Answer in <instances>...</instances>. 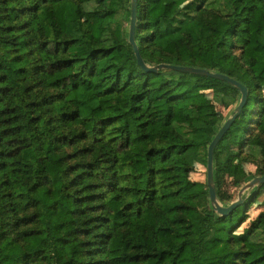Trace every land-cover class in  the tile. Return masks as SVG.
I'll list each match as a JSON object with an SVG mask.
<instances>
[{
	"label": "trees",
	"instance_id": "16d2710c",
	"mask_svg": "<svg viewBox=\"0 0 264 264\" xmlns=\"http://www.w3.org/2000/svg\"><path fill=\"white\" fill-rule=\"evenodd\" d=\"M153 3L136 0L147 67L247 89L213 151L214 182L229 169L240 188L249 176L232 163L256 156L264 176V0H192L156 19ZM130 16L131 0H0V264H264V211L237 233L240 207L217 215L190 180L218 133L204 95L236 109L240 92L143 70Z\"/></svg>",
	"mask_w": 264,
	"mask_h": 264
},
{
	"label": "rangeland",
	"instance_id": "374dc122",
	"mask_svg": "<svg viewBox=\"0 0 264 264\" xmlns=\"http://www.w3.org/2000/svg\"><path fill=\"white\" fill-rule=\"evenodd\" d=\"M191 1L192 0H180L168 6L162 0H154V3L149 7L147 13L153 19H156L159 16L173 17L176 15V13L179 10H181ZM111 5L114 9H118L120 7L119 4L115 1H113ZM123 29H126L125 24L123 26ZM262 96L264 97V89L262 91ZM204 99L206 101H209L214 106V113H215L214 123L216 125V131L217 130L219 131L221 125L224 124L226 120H228L231 117V115L234 113L235 106L224 108L222 100L219 97L214 96L210 92L204 95ZM260 162H261L260 158L256 156L255 159L252 160L251 162L234 161L232 163V168L234 170L240 169L244 172L245 176H249L248 181L242 183L240 188H235L233 185L235 180L241 181L242 180L241 177H235V179L230 177L229 169L223 173H218L215 175L214 186H216L217 191L222 197V202H219L217 199L218 203L221 206L228 207L230 204L235 202L238 198V194L240 190L254 178L260 177L259 172L257 171V166L259 167L261 166ZM190 180L193 182L200 183L203 186L204 190H206L207 188L206 162L204 161L195 162L193 166V172L190 175ZM251 191L252 190L246 191L242 195V198L245 201L247 199L249 200ZM263 201H264V193H260L259 198L255 203H248L245 206H243L242 204L240 206L241 212H239L236 216L239 217L241 215L242 216L245 215L247 221L241 226V228L237 231V233H241L244 229H246L248 224L251 221H253L258 216L259 213L264 211V204H262Z\"/></svg>",
	"mask_w": 264,
	"mask_h": 264
},
{
	"label": "water",
	"instance_id": "95a60500",
	"mask_svg": "<svg viewBox=\"0 0 264 264\" xmlns=\"http://www.w3.org/2000/svg\"><path fill=\"white\" fill-rule=\"evenodd\" d=\"M135 23H136V0H131V16H130V25H129V43L134 48L135 56L137 59V62L139 66L149 72H157L158 70H170L176 73L181 74H192V75H199L204 76L207 78H211L217 81L225 82L234 88H236L241 95L240 103L235 109V113H239L242 109V107L245 105L246 102V96H247V89L241 85L240 83L236 82L233 79H230L229 77L219 74V73H213L209 72L204 69L199 68H190V67H178V66H167V65H159L155 68H149L145 65L142 58L140 57V54L138 52L135 40H134V30H135ZM235 119V114L231 115V117L226 120V122L223 124V126L220 128L218 133L215 135L213 141L211 142L210 146L208 147L207 152V163H206V183L208 188V194L210 203L215 211V213L221 217L228 216L231 214L236 208L240 207L244 203V199L242 198V195L249 190H252L254 187L259 186L261 184H264V176L262 177H256L253 180H251L247 185H245L239 192L238 198L235 202L230 204L228 207L221 206L216 197V191L214 186V165H213V151L217 144L220 142L222 137L225 135V133L228 131L230 125Z\"/></svg>",
	"mask_w": 264,
	"mask_h": 264
}]
</instances>
